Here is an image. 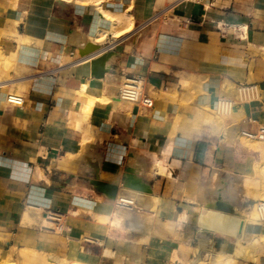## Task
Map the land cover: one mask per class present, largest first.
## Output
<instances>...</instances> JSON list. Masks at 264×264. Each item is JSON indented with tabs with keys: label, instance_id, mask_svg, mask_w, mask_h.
Here are the masks:
<instances>
[{
	"label": "crops",
	"instance_id": "0c3cea01",
	"mask_svg": "<svg viewBox=\"0 0 264 264\" xmlns=\"http://www.w3.org/2000/svg\"><path fill=\"white\" fill-rule=\"evenodd\" d=\"M0 51V264H264V0H0Z\"/></svg>",
	"mask_w": 264,
	"mask_h": 264
},
{
	"label": "bare ground",
	"instance_id": "6f19581e",
	"mask_svg": "<svg viewBox=\"0 0 264 264\" xmlns=\"http://www.w3.org/2000/svg\"><path fill=\"white\" fill-rule=\"evenodd\" d=\"M105 15H107V14H105ZM108 17L112 20V22H113V25H118L119 23H121V21L123 20V22H124V17H120V16H117V17H114V16H108L107 15V19H108ZM129 17V16H128ZM128 17H126V18H128ZM133 18V17H132ZM130 20H131V17H130ZM128 21L129 22V29H131L133 26H134V22L131 20V21ZM126 21V24H127V20H125ZM121 25V24H120ZM119 25V26H120ZM113 31V30H112ZM103 32V31H102ZM102 32L100 33V34H102ZM114 32V31H113ZM104 33V35H106L105 34V32H103ZM107 33V32H106ZM114 34H116L115 32H114ZM118 34V33H117ZM101 36V35H100ZM103 36V35H102ZM116 36H118V35H116ZM105 37V36H104ZM103 39H100V42L102 41ZM0 61L1 62H4V64H5V66L8 64L7 63V61H8V59H7V61H6V59H4V57H3V53H1L0 52ZM10 62V61H9ZM12 65H10V67H11ZM8 68H9V64H8V66H7ZM83 110V109H82ZM256 168H258V166H256ZM260 168H262V167H260ZM256 172V171H255ZM254 177V176H253ZM257 179V178H256ZM261 194V193H260ZM258 195V194H257ZM256 195V196H257ZM254 199V198H253ZM257 200H260V202L259 203H264V195H258V197L256 198ZM114 201H116V200H114ZM258 203L252 208V211H251V213H250V215H249V217H250V219L253 221V222H255V223H258V224H264V214H262V213H260L259 212V208H258ZM55 217V216H54ZM51 218V217H50ZM50 225V224H49ZM60 229V228H59ZM264 232V231H263ZM255 235H253V240H251V241H249V243H247L246 244V247H245V249H246V256L248 257V258H250L251 260H255V254H254V252H259V253H263L264 252V235H260V236H255ZM239 243L240 244H242V239L241 240H239ZM243 253V249L241 248V254ZM261 255V254H260ZM236 256H239V253H237V255ZM263 256V255H262ZM119 258V257H118ZM121 259H122V257H121ZM49 261H41V264H49L48 263ZM202 263V261H200V262H198V263H194V264H201ZM204 263V262H203ZM202 263V264H203ZM218 263V261H214V263L213 264H217ZM53 264V263H52ZM54 264H77V263H75V262H71V261H59V262H54Z\"/></svg>",
	"mask_w": 264,
	"mask_h": 264
},
{
	"label": "water",
	"instance_id": "95a60500",
	"mask_svg": "<svg viewBox=\"0 0 264 264\" xmlns=\"http://www.w3.org/2000/svg\"><path fill=\"white\" fill-rule=\"evenodd\" d=\"M91 47L94 48V51L101 49V46L88 44V46H86L84 50L80 52V56L86 57L87 55H89L91 53V51H89ZM107 57H109L108 52H103L101 53L100 57H98L95 60H92L91 66H92V76L93 77L102 78L104 76L106 70L101 69L100 67L106 62ZM95 180H96L97 186L100 188L103 194H105L109 199H112V200L116 199L117 193H118V187L116 185L101 182L99 176H95Z\"/></svg>",
	"mask_w": 264,
	"mask_h": 264
},
{
	"label": "built area",
	"instance_id": "2783aa9c",
	"mask_svg": "<svg viewBox=\"0 0 264 264\" xmlns=\"http://www.w3.org/2000/svg\"><path fill=\"white\" fill-rule=\"evenodd\" d=\"M127 85V88L124 93V97L129 101H139L141 99L142 103L145 106L152 107L153 101L147 97L142 98L141 86L138 81L131 80ZM14 103L19 104L20 100L18 98H13L11 100ZM245 136L252 140H264V127H262L257 134H245ZM259 212L264 214V203H258Z\"/></svg>",
	"mask_w": 264,
	"mask_h": 264
},
{
	"label": "rangeland",
	"instance_id": "374dc122",
	"mask_svg": "<svg viewBox=\"0 0 264 264\" xmlns=\"http://www.w3.org/2000/svg\"><path fill=\"white\" fill-rule=\"evenodd\" d=\"M0 52L3 53L2 51H0ZM3 57H4V59H6L4 54H3ZM1 67H5V64H4V62H1V61H0V68H1Z\"/></svg>",
	"mask_w": 264,
	"mask_h": 264
}]
</instances>
